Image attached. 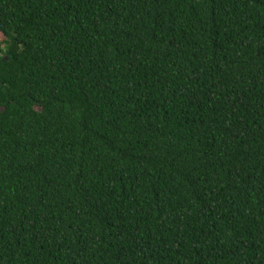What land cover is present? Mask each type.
<instances>
[{"label": "trees", "instance_id": "obj_1", "mask_svg": "<svg viewBox=\"0 0 264 264\" xmlns=\"http://www.w3.org/2000/svg\"><path fill=\"white\" fill-rule=\"evenodd\" d=\"M0 264H264V0H0Z\"/></svg>", "mask_w": 264, "mask_h": 264}]
</instances>
